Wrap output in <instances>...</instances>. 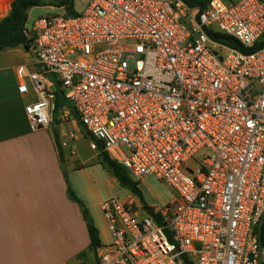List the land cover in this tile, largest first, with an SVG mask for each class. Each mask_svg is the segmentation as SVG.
Segmentation results:
<instances>
[{"label":"built area","instance_id":"obj_1","mask_svg":"<svg viewBox=\"0 0 264 264\" xmlns=\"http://www.w3.org/2000/svg\"><path fill=\"white\" fill-rule=\"evenodd\" d=\"M36 70H17L30 130L55 120L56 90L91 149L140 183L155 176L179 198L149 213L130 198L101 204L111 235L97 264H264V0H92L27 27ZM72 119L70 115L61 120ZM74 131L62 148L75 141ZM126 148L127 151H124ZM76 151L71 150V155Z\"/></svg>","mask_w":264,"mask_h":264},{"label":"crops","instance_id":"obj_2","mask_svg":"<svg viewBox=\"0 0 264 264\" xmlns=\"http://www.w3.org/2000/svg\"><path fill=\"white\" fill-rule=\"evenodd\" d=\"M12 1L0 0V6H9L2 19ZM2 52L7 53L0 63V264H87L88 257L97 264L82 209L68 197L65 149L62 161L54 136L61 144L66 127L80 128L72 119L61 120L74 112L63 107L49 129L32 132L25 107L36 96L32 89L19 94L17 70L25 65L35 71V55L22 47Z\"/></svg>","mask_w":264,"mask_h":264},{"label":"rangeland","instance_id":"obj_3","mask_svg":"<svg viewBox=\"0 0 264 264\" xmlns=\"http://www.w3.org/2000/svg\"><path fill=\"white\" fill-rule=\"evenodd\" d=\"M45 1L46 4L52 2V0ZM91 1L75 0L74 10L76 14L83 13ZM1 6L0 19L5 15L9 7L3 3ZM63 12H65L64 8L53 6L52 4L49 6L35 7L29 11L27 27L31 28L33 22L38 18ZM6 53L0 52V63L5 62L4 57H6ZM29 56L32 60L33 55L29 53ZM65 109L73 111L74 106L72 103L67 102ZM71 114V122H77L75 115L73 113ZM71 131H74L76 139L75 141L70 140V148H65V156L67 158L64 166L67 177L73 190L88 210L94 226L98 229L102 246H109L111 243V235L101 210V204L112 198H117L121 201H128L130 198H133L137 203H140L141 200L134 196L127 188H123L118 184L111 169L101 161L98 151L91 149V144L94 140L81 126L76 130L71 127H66L62 133L64 141H69ZM123 149L127 151L126 148ZM71 150L76 151V154L71 155ZM139 189L144 201L156 209H163L166 205L175 203L179 198L174 189L155 176H149L141 181L139 183ZM262 259L264 261V248ZM92 260L91 257H88L86 263L92 264Z\"/></svg>","mask_w":264,"mask_h":264},{"label":"trees","instance_id":"obj_4","mask_svg":"<svg viewBox=\"0 0 264 264\" xmlns=\"http://www.w3.org/2000/svg\"><path fill=\"white\" fill-rule=\"evenodd\" d=\"M185 1L188 2L191 6L200 7L201 9L207 7L211 2V0H185ZM224 1L226 3H229V2H233L234 0H224ZM74 2L75 0H52L50 4H52L53 6L64 8L67 14L74 15L76 14L74 10ZM50 4H46L45 0H13L11 3L9 14L0 21V52L9 49H16L19 47H22L25 50L29 51L31 47V41L28 39L25 33V31L27 30V23L29 20V11L35 7H42L45 5L49 6ZM216 39L222 42L223 44L242 50L245 53H252L264 47V39L260 40L253 48L250 49L243 48V46H241L239 42H237L234 38L231 37L218 35ZM55 93H56L55 114H57L61 108L66 106V101L59 89H57ZM78 124L79 126H81L79 121ZM54 136L56 138V145L60 153V158L63 161L64 159L62 152L63 148L59 142L57 133H54ZM98 146L100 150L99 157L101 161L111 169L113 176L118 182V184L123 188H127L134 196L140 198L141 202L144 204L147 211L153 214V209L147 206V203L144 201L142 197V193L139 189V183L131 179L128 171L125 169L123 165L111 159L107 152H103V144L101 142H98ZM67 184H68V188H67L68 197L71 201L77 203L81 207L84 219L87 223V229L89 233L91 247L93 251L96 252L97 249L102 246L99 231L94 226L88 210L84 207L81 199L78 198V196L76 195L69 181H67ZM255 232L259 238L261 247L264 248V218L261 220L260 224L256 227ZM182 261L183 264H195V262L188 255H183Z\"/></svg>","mask_w":264,"mask_h":264}]
</instances>
